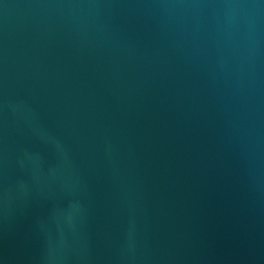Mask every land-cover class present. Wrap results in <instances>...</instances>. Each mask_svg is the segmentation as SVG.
<instances>
[{
	"label": "water",
	"instance_id": "1",
	"mask_svg": "<svg viewBox=\"0 0 264 264\" xmlns=\"http://www.w3.org/2000/svg\"><path fill=\"white\" fill-rule=\"evenodd\" d=\"M0 264H264V0H0Z\"/></svg>",
	"mask_w": 264,
	"mask_h": 264
}]
</instances>
